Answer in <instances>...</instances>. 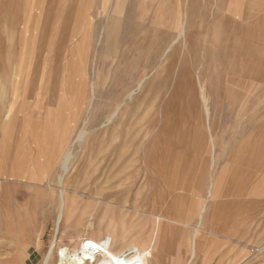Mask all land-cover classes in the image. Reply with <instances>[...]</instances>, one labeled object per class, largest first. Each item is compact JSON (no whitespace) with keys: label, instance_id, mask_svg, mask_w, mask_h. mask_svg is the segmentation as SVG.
<instances>
[{"label":"rangeland","instance_id":"374dc122","mask_svg":"<svg viewBox=\"0 0 264 264\" xmlns=\"http://www.w3.org/2000/svg\"><path fill=\"white\" fill-rule=\"evenodd\" d=\"M1 2L10 27L17 0ZM261 2L151 0L143 30L123 1L98 53L61 47L49 72L38 68L51 56H26L27 39L2 31L0 79L53 78L56 98L54 135L8 120L0 253L43 264L51 252L46 264H60L58 249L84 237L148 245L159 227L162 264H194L202 240L225 261L232 237L247 242L243 264H264Z\"/></svg>","mask_w":264,"mask_h":264},{"label":"crops","instance_id":"0c3cea01","mask_svg":"<svg viewBox=\"0 0 264 264\" xmlns=\"http://www.w3.org/2000/svg\"><path fill=\"white\" fill-rule=\"evenodd\" d=\"M123 1L125 5L133 6V10L128 12L126 10L124 13L137 16L136 22L140 16H144L143 20L140 18L139 20L142 29L146 30L149 23L147 16L152 14L151 0H24L20 22L19 0H17L15 22L10 27L7 21L2 20L1 8L6 6V3L4 5L0 0V33L11 30L14 31L17 42L19 38L27 39V44L22 47V53L26 56L33 54L51 56V59H47V67L43 64L38 68L39 72L42 69L49 72L54 70V56L61 47H65L63 52H59L63 54L71 53L72 50L76 53L82 48H95V51L90 50L89 53H98L101 47L99 41L105 37V23L108 25L118 22L120 5ZM261 4L264 6V0ZM66 49L70 51L67 52ZM42 60L45 61V58L42 57ZM28 64L27 60L22 70H27ZM16 69H19V65ZM62 86L81 85L63 84ZM71 93L72 91L67 89L61 95L71 97ZM55 98L56 80L53 78L0 79V120L3 127L0 151L6 149L10 118L23 119L24 129L30 135H54ZM13 108H15L14 115ZM1 184L2 179L0 186ZM206 241L197 242L194 264H243L247 261L245 255L247 242L243 238L232 237L228 240V255L225 261L220 257L219 247L212 241ZM177 257L172 260V264H182V260ZM262 262L260 260L259 264Z\"/></svg>","mask_w":264,"mask_h":264},{"label":"bare ground","instance_id":"6f19581e","mask_svg":"<svg viewBox=\"0 0 264 264\" xmlns=\"http://www.w3.org/2000/svg\"><path fill=\"white\" fill-rule=\"evenodd\" d=\"M159 242V227L155 229L148 245H127L126 243L116 247L111 234L101 239L84 237L76 250H70L67 247L59 248L58 262L60 264H161ZM11 253L13 249L4 248V251L0 253V264L6 262L19 264V256L9 258ZM51 255V252L46 255L43 264L51 259Z\"/></svg>","mask_w":264,"mask_h":264}]
</instances>
